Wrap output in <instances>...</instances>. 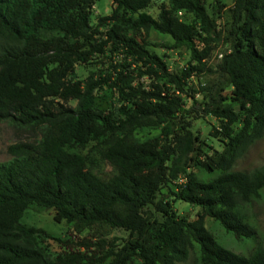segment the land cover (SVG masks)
<instances>
[{"label":"trees","instance_id":"trees-1","mask_svg":"<svg viewBox=\"0 0 264 264\" xmlns=\"http://www.w3.org/2000/svg\"><path fill=\"white\" fill-rule=\"evenodd\" d=\"M112 1L92 22L96 0H0V124L34 137L0 163V264H182L191 251L199 264H264L263 246L236 254L205 226L211 218L236 238L258 233L248 212L264 199V166L234 168L264 136V0H234L224 28L205 0H168L157 16L147 12L155 0ZM151 32L190 52L183 70L150 50ZM79 66L94 70L82 80ZM209 74L218 81L199 102L191 80ZM205 116L217 121L222 152L209 155L192 131ZM89 146L110 171L93 173L71 152ZM170 186L173 200L201 208L197 218L178 215L162 195ZM31 206L73 230L56 239L54 260L39 243L48 233L22 222ZM93 226L128 236L121 245L83 237Z\"/></svg>","mask_w":264,"mask_h":264},{"label":"rangeland","instance_id":"rangeland-1","mask_svg":"<svg viewBox=\"0 0 264 264\" xmlns=\"http://www.w3.org/2000/svg\"><path fill=\"white\" fill-rule=\"evenodd\" d=\"M168 0H155L152 6L147 10L153 16L159 14L160 6ZM206 7L210 16L217 20L221 27H226L230 20V10L233 7L234 0H205ZM113 9L112 0H96L92 8V22H95L98 16L110 15ZM183 19L191 21L190 15H183ZM170 36L158 35L151 32L150 35V50L159 56L163 57L172 71L183 70L190 60V52L186 48L167 49L172 45ZM227 51V46L219 45V48L214 53L209 65L214 67L220 62L223 53ZM94 70L90 67L79 66L77 73L80 79H86L90 71ZM218 81V74H209L202 77H193L189 95L195 97L199 102L206 99V94L202 91V86L206 83ZM224 81V79H223ZM226 84V82L224 81ZM227 90H230L228 87ZM188 106H191V100H188ZM217 121L210 116H205L198 120L192 121V131L206 144L205 150L209 155L214 151H223V139L216 138L214 135ZM153 135L158 134V131H153ZM34 137L32 132L16 131L7 123L0 124V163L7 162L11 159L8 153V147L20 141H30ZM71 152L82 154L87 159L88 168L93 173L107 172L111 170V166L94 152L91 147L86 149L76 148ZM264 166V136L262 139L255 142L248 152L238 160L234 170L251 172ZM176 191L175 186H170V189L162 190V195L169 197L173 201L174 209L180 216L188 217L189 219L197 218V215L202 212L201 208L189 205L185 202L173 200L172 193ZM55 212L53 210L44 209L38 206H31L24 214L22 222L27 226L43 229L48 235H39L40 246L45 250L51 260H54L61 253V245L56 239H67L73 234L65 222L57 223L54 220ZM249 222L257 229L258 233L254 238H236L232 233H228L224 227L216 220L211 218L205 219L206 228L212 233L216 241L226 249L245 256L251 257L261 246L264 247V199L252 203L249 207ZM83 237L92 239H105L108 242H115L121 245L128 234L122 229H114L107 226H93L82 233ZM182 264H199L197 255L191 251L188 260Z\"/></svg>","mask_w":264,"mask_h":264}]
</instances>
